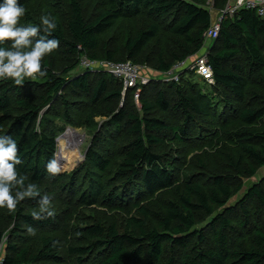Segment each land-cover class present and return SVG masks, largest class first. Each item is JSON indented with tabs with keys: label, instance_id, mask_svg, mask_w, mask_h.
I'll return each instance as SVG.
<instances>
[{
	"label": "trees",
	"instance_id": "16d2710c",
	"mask_svg": "<svg viewBox=\"0 0 264 264\" xmlns=\"http://www.w3.org/2000/svg\"><path fill=\"white\" fill-rule=\"evenodd\" d=\"M228 1L214 4L222 11ZM208 2L20 0L18 26L50 14L59 47L41 61L45 76L0 80V134L16 140L19 172L52 197L54 215L39 213V197L0 209L2 264H264V178L247 185L264 167L257 11L223 20L207 93L188 70L179 82L152 77L138 106L136 90L124 96L112 74L80 67L84 57L131 62L165 77L202 52ZM68 127L90 137L85 161L50 175Z\"/></svg>",
	"mask_w": 264,
	"mask_h": 264
},
{
	"label": "clouds",
	"instance_id": "9594fccd",
	"mask_svg": "<svg viewBox=\"0 0 264 264\" xmlns=\"http://www.w3.org/2000/svg\"><path fill=\"white\" fill-rule=\"evenodd\" d=\"M25 12L20 0H0V43L11 41L9 48L0 47V80L10 79L16 85H23L28 78L45 76L41 61L59 47L58 39L49 38L57 29L55 18L41 14L39 24L18 26ZM21 163L16 140L0 134V209L12 212L26 197H39V213L53 216L52 197L47 193L41 194L35 183H25L26 176L17 167ZM45 168L53 176L62 171L55 156L48 160ZM39 213H33V218L40 219ZM28 231L35 234L31 228Z\"/></svg>",
	"mask_w": 264,
	"mask_h": 264
},
{
	"label": "built area",
	"instance_id": "2783aa9c",
	"mask_svg": "<svg viewBox=\"0 0 264 264\" xmlns=\"http://www.w3.org/2000/svg\"><path fill=\"white\" fill-rule=\"evenodd\" d=\"M208 3L209 6L212 4L214 5L215 0H209ZM243 9L257 11L258 15L264 20V0H229L225 10L221 12L220 18L217 20L215 24L211 26V28L207 32H205L204 48L200 54L196 55L195 57H192L194 58L195 61L192 63H188V61L192 59L190 58L186 62L179 63L169 73L165 74L166 80L172 82H179L180 74L184 71L186 72L190 70L195 72L196 75L199 76L201 80L207 82V84L213 85L214 74L212 67L209 63V57H208L209 52L212 48V44L219 37L221 24L223 20L226 18H234ZM80 67L82 69L91 70L93 72L103 71L112 74L114 77L118 78L123 82L124 96L128 90L130 89L136 90L135 102L137 104L140 103V94L142 91L141 87L149 84V82L151 81L150 78L143 77L142 75L143 68L131 62H126V63L97 62V61H90L84 57L81 60ZM71 130L75 131L76 129L69 127L67 133H69V131ZM66 135L62 134L58 137L57 139L58 144L65 139H67V141L65 140L66 144L68 143L69 138ZM59 147L61 148V143ZM72 148L79 150V144L77 148H74V146ZM57 155L56 158L59 160ZM84 161H85V153L84 154L80 153L79 161H78L79 163L77 164V166L83 163ZM0 255H1V249H0ZM0 264H2L1 256H0Z\"/></svg>",
	"mask_w": 264,
	"mask_h": 264
},
{
	"label": "rangeland",
	"instance_id": "374dc122",
	"mask_svg": "<svg viewBox=\"0 0 264 264\" xmlns=\"http://www.w3.org/2000/svg\"><path fill=\"white\" fill-rule=\"evenodd\" d=\"M214 6H215V4L214 5L213 4L210 5L209 6L210 10L213 9ZM78 70L79 71L76 74L75 73H73V74L77 75L79 73L84 72V71H82L81 68L80 69L78 68ZM143 71L146 74L150 75L149 77H154V74H156V73H154L151 70H148L146 68H144ZM163 79H164V77H163ZM194 83H197V85H200V87L203 88V90L206 91V93L208 92V89H211V87H209V85H206V83L202 82L201 79L196 78L194 80ZM138 106H140V103L138 104ZM98 122L103 123V122H105V119H98ZM58 126H59V129H60V128H63L64 127V124L59 123ZM68 129H69V127L68 128H64V130L61 133V135L62 134H64V135L67 134L66 135L67 137L68 136L71 137V138L68 137L69 138L68 142L72 145V147L74 146V148H77L78 147V144H79V150L73 149L72 147L69 148L68 147L69 146V143H68V145L67 144H64L65 140L67 141V139H65V140H63L64 141L63 143L60 142L61 143V147H64V145H66L68 147V148L67 147L66 148L65 147L63 148L64 150H66V156H65V155H63L62 148L59 147L60 146V143L58 144V147H59L58 150L59 151H58V155L57 156L59 158V161H60V164H61V168H62V171H61L60 174L67 173V172H70L71 173V171H73V170H75L77 168V164L79 163L78 162L79 161V154L80 153H82V154L85 153V151H86V149H87V147L89 145V140H90V137L87 135L85 129H77L75 131L71 130V131H69V133H67L68 132ZM62 157H64V161H63ZM258 176L259 177H262V178H259V181L264 178V174H262V173L260 175H258ZM251 183L252 182L247 181V185H251ZM238 199H239V196L238 197H235L230 202V204H234ZM89 213L90 212H87V214H89ZM2 255H3V252H2Z\"/></svg>",
	"mask_w": 264,
	"mask_h": 264
},
{
	"label": "crops",
	"instance_id": "0c3cea01",
	"mask_svg": "<svg viewBox=\"0 0 264 264\" xmlns=\"http://www.w3.org/2000/svg\"><path fill=\"white\" fill-rule=\"evenodd\" d=\"M222 11L221 10H218L215 6H214L213 9L210 10V12H211V18H212V25L215 24L217 22V20L220 18V15H221V12ZM194 61H195L194 58H192V59H190V61H188V63H192ZM142 75H143V77L150 78V80L152 79V77H149V75H145V74H142ZM160 77L163 78L164 76L162 74L156 73V74H154V77L153 78L156 79V78H160ZM263 172H264V167L259 170V172L257 173V175L255 177H253L252 179H250L248 181H250L252 183H257L259 181V178H262V177H259L258 175H260L261 173L264 174Z\"/></svg>",
	"mask_w": 264,
	"mask_h": 264
},
{
	"label": "bare ground",
	"instance_id": "6f19581e",
	"mask_svg": "<svg viewBox=\"0 0 264 264\" xmlns=\"http://www.w3.org/2000/svg\"><path fill=\"white\" fill-rule=\"evenodd\" d=\"M69 137V136H68ZM69 138H71V137H69ZM72 140V139H71ZM64 141L62 140V143H63ZM69 143V142H68ZM68 143H67V145H68ZM64 144H66V142H64ZM64 147L66 148L67 146L66 145H64ZM64 147H61L62 148V152H63V155H65L66 156V150H64L63 148ZM69 148L70 147H72V145L69 143V146H68ZM67 147V148H68ZM62 159H63V161H64V157H62Z\"/></svg>",
	"mask_w": 264,
	"mask_h": 264
}]
</instances>
